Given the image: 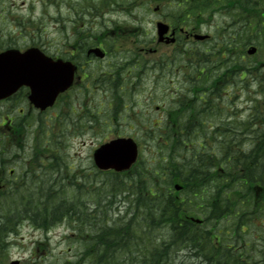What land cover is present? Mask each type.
<instances>
[{
	"label": "trees",
	"instance_id": "trees-1",
	"mask_svg": "<svg viewBox=\"0 0 264 264\" xmlns=\"http://www.w3.org/2000/svg\"><path fill=\"white\" fill-rule=\"evenodd\" d=\"M110 1L86 0L88 8L96 10ZM170 4L177 9V18L181 10L192 18L221 12L233 18L227 25L231 29L219 33L228 51L239 43L264 45V12L258 0H171ZM216 63L214 67L219 68L213 77L207 80L204 74L199 81L195 79L187 98L179 100L171 115L177 127L164 131L161 123L154 126L159 156L141 160L125 174L108 173L112 178L103 182L92 177L87 182L85 174L64 176L60 168L66 188L62 196L52 190L51 181L42 189L32 183L0 194V262L8 254V237L18 232L24 220L44 230L69 220L82 249L78 257L66 258L62 264H180V246L193 248L197 254L199 250L196 264H264V192L260 191L264 188V67L253 77L256 86L249 92L248 114L237 116V95L225 96L223 90L239 82L250 88L243 80L260 65L246 66L229 53ZM194 90H198L196 95ZM212 119L218 124L210 123ZM86 183L98 184L93 188L96 194H91ZM177 183L183 185L182 190H175ZM89 194L105 218L103 203L97 200L100 196L109 201L126 198V207L136 208L138 216L124 217L122 223L105 222L110 231L101 238L92 230L99 228V222H89L90 208L77 199L85 201ZM191 216L204 220L191 222ZM174 218L178 222H169ZM150 219L152 226L146 224ZM109 235L114 240L101 252V242ZM129 236L138 237L142 245L126 254L130 248H118L127 244L124 239Z\"/></svg>",
	"mask_w": 264,
	"mask_h": 264
},
{
	"label": "rangeland",
	"instance_id": "rangeland-1",
	"mask_svg": "<svg viewBox=\"0 0 264 264\" xmlns=\"http://www.w3.org/2000/svg\"><path fill=\"white\" fill-rule=\"evenodd\" d=\"M170 3V0H113L107 7L96 10L89 9L86 0H0V50L8 47L24 50L30 46H39L55 51L56 45L69 48L68 45L80 44L82 40L79 38L88 41L86 37L89 38V44L102 41L107 43L110 50L109 57L104 60L95 59L93 63L86 65V71L93 75L89 89L91 94L82 95L85 88L79 86L72 94L64 96L59 102L57 110L59 114L56 117L52 116L50 121L49 136L45 137V146L52 148L53 143H60L59 151L67 157L69 164L67 166L71 167V175L73 171H83L87 174V182L89 177L101 182L109 179L110 175L97 173L92 155L100 144L116 136L135 137L134 134L137 133L142 149L141 157L145 161L152 160L161 153L154 144L155 136L147 135L150 130L155 131L151 128V123L158 119V114L163 115V105L169 107L172 102L178 101V98H185L186 91L193 89V83L190 84L192 86L190 88L189 82L196 79V71L192 64L186 63V59L189 60L195 53L190 52L195 42H190L188 45L179 44L177 48L161 46L160 52L165 54L166 58L163 60V65L161 63L157 66L156 71L155 68L148 66L149 56L139 51L142 45H147L146 42L156 35V21L163 16L169 22V13L177 11ZM156 6H160V10L154 12ZM205 15L192 24V26L198 25L196 26L198 31L212 34L215 39L221 30L231 29L227 25L233 22V18L226 16L225 13H217L213 17ZM223 38L224 36L221 35L219 40L212 39L207 45H197L200 54L206 55L211 62L220 60L225 50ZM252 44L239 43L229 52L230 57L235 56L237 61L240 56L245 57L246 66L251 63L260 65L259 70H255L253 75L250 74L251 77L246 76L243 80V83H250V88L241 89L243 86L240 85L241 82L229 87L230 92L236 91L235 102L239 107L237 116L248 114L249 92H254L256 86L253 77L257 72H263L261 67H264V45L260 46L255 54L248 55L247 49ZM185 48L189 51L188 57ZM171 62L178 64L173 73L169 72ZM142 65L143 69H141ZM114 69L119 70V75L114 80L118 82L116 86H113L112 77L107 78V72L110 70L113 72ZM139 71L140 75L137 76ZM182 77H186L185 80ZM237 78L239 80L240 75H237ZM126 82H129L128 86ZM176 90L179 91L178 98L174 97ZM127 95H131L132 100H129ZM23 105L21 103L20 106ZM116 105L118 112L123 116H126V111L135 114L137 121L138 116H144L148 121H140V125L144 126L143 130L134 132L136 125L133 122L126 120L118 123L111 119V114L115 115L113 107L116 108ZM173 109L169 107L168 112ZM2 116L0 110V124ZM209 121L218 124L217 119ZM45 122L43 121L41 130L45 129ZM1 134L0 128V137ZM40 136L42 138V132ZM29 138L30 135H27L26 139ZM14 159L17 167L25 164L23 157H14ZM86 184L87 189L92 190L91 194H96L93 188L98 184ZM260 191L263 193L264 188ZM101 197L97 200L103 203L104 211L108 215H115L126 207L122 197H118L117 201H109L106 196ZM85 200L93 205L95 197L89 194ZM69 233L64 225H57L47 233L30 223H25L21 225L15 238L11 239L8 254L5 258L1 257L0 264H11L15 259L20 260V264H62L66 258H74L82 249ZM182 259L181 254L179 260Z\"/></svg>",
	"mask_w": 264,
	"mask_h": 264
},
{
	"label": "flooded vegetation",
	"instance_id": "flooded-vegetation-1",
	"mask_svg": "<svg viewBox=\"0 0 264 264\" xmlns=\"http://www.w3.org/2000/svg\"><path fill=\"white\" fill-rule=\"evenodd\" d=\"M157 7L158 8L156 11H159L160 7ZM164 18L165 17L161 16L158 21L169 23L171 25L170 31L166 34L165 37L162 38V40H160L157 35H154L150 40H148L147 45H142L139 50L142 53H145L146 56H149L148 66H151L155 69L160 60L163 61L165 58L164 54L160 52L161 46H172L174 48H177L178 45L183 42V40L191 41L193 39L191 32H196L199 30L198 27L194 26L192 29L189 28L187 33L181 32L180 26L168 22ZM173 29H175V41L168 42L167 37L168 35H171ZM86 39L89 41V38L86 37ZM79 40H82L80 44L78 43L68 45L69 48H66L63 45H56L54 48L55 51H50L43 48V50L53 58H63L65 60H70L78 66V71L76 73V78L74 80L73 86L68 91L63 93L59 97V100H61L66 95L72 94V92H74V90L76 91L77 87L79 86H84L85 88L82 95L85 93L91 94V92H89V89L91 80L93 79V75L90 72L86 71V65H89L90 63H93L95 59H98L93 53L89 54V49L91 47L99 46L104 49L106 51V58L111 55L109 48H107L103 42L90 46L89 42L84 38H79ZM109 76L112 77V80L114 82V80L117 78V70L114 69L113 72L111 70L110 72H107V78ZM116 84H118V82H114L113 86H116ZM30 95L31 88L29 86H22L17 92L5 97L0 101V110L3 115L2 122L0 124V128L2 129L1 155L2 163L5 164V166H3V172L0 174V178H3L5 176V169L11 159V155H20L23 150H26L28 152L35 150L36 144L39 142L40 132H49V126H51L50 121L52 120V116L56 117L58 115V101L42 110L36 108L32 104L29 99ZM21 103L24 104L22 107L20 106ZM112 118L113 116L111 114V119ZM43 121H46V126L44 130H41L43 127ZM111 126L113 127V124H111ZM27 135H30L29 139H26ZM8 168L11 171L9 173V175L11 176L14 175V171L18 167L17 165L12 164ZM7 184V180L0 181V187L6 186Z\"/></svg>",
	"mask_w": 264,
	"mask_h": 264
},
{
	"label": "bare ground",
	"instance_id": "bare-ground-1",
	"mask_svg": "<svg viewBox=\"0 0 264 264\" xmlns=\"http://www.w3.org/2000/svg\"><path fill=\"white\" fill-rule=\"evenodd\" d=\"M203 16H206V15L205 14L197 15L196 17L193 18L194 22L197 19L202 18ZM207 16L211 17L210 14H207ZM194 26H198V25L194 24ZM194 39H195L194 40V42H195L194 43V47L191 49L190 52H195V53L190 56L189 60L186 59V63L187 64H193L199 59V61L201 63L200 71H202V72H199V73L196 72L195 73L196 80L199 81L201 76L204 75V74H208L206 76V78H207V80H210L213 77L215 70L217 68H219L218 66L214 67L217 64L216 63L217 61L216 62H211V61H209V59L207 58L206 55H201L199 50H198V48H197V45H199V44L196 42V40H198V38H194ZM208 39H210V40H212V39L213 40H219V36H216V38L214 39L213 35L209 34ZM100 42H102V41H99V43ZM104 45L107 47V43H104ZM229 52L230 51L225 49L224 52L221 54V58L226 59L227 58V54ZM188 53H189V51H187V49H186V57H188ZM221 58H220V60H221ZM123 97H124V95H123ZM126 97L129 100H132V96L131 95H127ZM117 107H118L117 105H116V108L113 107L115 115L112 114V116H113L112 119L116 120L118 123H123L126 120L128 122L134 121L135 114H133L130 111H126V113H127L126 116H123L122 113L118 112L119 109H117ZM137 114H139V113L137 112ZM48 136H49L48 134H43V136H42L44 138L43 144H41L38 147H36L35 150H33L31 152H28L30 156L34 155L33 153L36 152V151L39 152L40 156L43 158V160L45 162L41 163V162H39L36 159L35 156H32V157L25 158L24 159L25 164H20L19 167H18L19 168V170H18L19 173H25V174L27 173L30 176V179L28 180L29 183H33V184L47 183V182H49L50 175H52V176L54 175L55 176L60 168L64 169L67 165H69L67 159L64 158L65 156L62 154V152H60L58 150H54V149L52 150L50 147L45 146V144H46L45 137H48ZM34 164H36V166ZM204 170L206 171L207 168H205ZM62 182L63 181L60 179V175H56L55 178L51 181L52 190L54 192L56 191L57 196H62V194L66 190V188H64L65 184H64V182L63 183ZM177 184H179V183H177ZM180 185L183 187L182 184H180ZM12 191H13V189H12V187H10L7 190V192L4 193L3 195L10 194V193H12ZM8 198L9 197H7V199ZM132 198L134 199V196H132ZM77 199L80 200V201H83L84 203H86V205H88V207L90 208L91 214H90V217H89V222H99V228L98 229L92 228V230H94L98 235H100L101 238L104 237V235L107 234L110 231V227L106 226L105 222H120V223H122V222H124V217L126 219H130L131 217L136 219L137 216H138V211L136 210V208L124 207L121 210V213L117 212V214H115V215L114 214L113 215H108L106 213V218L108 220L107 221L106 218L104 217V215L99 213L100 212L99 209L97 207L91 205L90 201H88V200L84 201L80 197H77ZM122 201L124 203H126L127 199L126 198H122ZM70 202L74 203L75 199L71 198ZM67 203L69 204L68 201H67ZM93 204H94V202H93ZM49 217H50V215H49ZM49 217L47 216V218H49ZM223 221L227 222L228 219H226V220L223 219ZM150 222H154V221L152 219H150V220L147 221L146 224L152 226V223H150ZM169 222H178V221H177L176 218H174V219L170 220ZM14 235H16V233ZM14 235L9 236L8 239H7V242L9 243L8 248L10 247V245L12 243L11 239L15 238V237H13ZM113 240L114 239L110 235L107 236L106 238H103V240L101 242V248H100L101 252H105L107 250L108 246L110 245V243L113 242ZM124 240H127V244L120 246L118 248V250L121 251V250L125 249V251H126V250H128V248H130V250L127 251L126 254L132 253V252H136L138 247L142 245V241L139 240L138 237H136V236H129L128 238H125ZM181 244L182 243L177 244L176 246L181 245ZM177 253H179L178 256H177L178 260H179V258H181V254L183 255L182 261L179 260L181 262L180 264H196V263L200 262V260H198L199 250H198V254H197L196 250L193 249V248H189V247L182 248L180 246L179 250L177 251ZM188 257H190V258H188ZM186 259L187 260H191V261H187Z\"/></svg>",
	"mask_w": 264,
	"mask_h": 264
},
{
	"label": "water",
	"instance_id": "water-1",
	"mask_svg": "<svg viewBox=\"0 0 264 264\" xmlns=\"http://www.w3.org/2000/svg\"><path fill=\"white\" fill-rule=\"evenodd\" d=\"M159 33L163 34L167 32L168 25L159 23ZM204 35H196L198 39H204ZM256 47L249 50V53H255ZM91 51L96 52L99 56L103 57L104 53L99 48L92 49ZM38 55L34 54L33 51L21 55L16 51H8L0 54V77L1 76H12L9 79V84L18 83H30L33 85L37 75H51L49 83L53 84L52 98H46V101H53L59 91L69 86L73 74V67L69 63L58 64L55 72H43L40 71L44 67L47 71H50L49 66L44 65V61H40L36 58ZM31 57V58H30ZM35 77V78H30ZM39 81H46L44 78H39ZM4 81L0 79V84ZM7 87V86H5ZM5 87L0 88V95ZM1 97V96H0ZM41 97H34L36 104L39 102ZM138 158V145L133 138L120 137L113 139L109 142L102 144L94 152V161L101 170L114 169L116 171H124L130 169L131 166L137 161ZM177 189L181 187L176 186ZM13 264H19L18 261H14Z\"/></svg>",
	"mask_w": 264,
	"mask_h": 264
}]
</instances>
